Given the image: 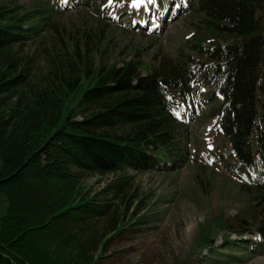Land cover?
Wrapping results in <instances>:
<instances>
[{
  "label": "trees",
  "instance_id": "16d2710c",
  "mask_svg": "<svg viewBox=\"0 0 264 264\" xmlns=\"http://www.w3.org/2000/svg\"><path fill=\"white\" fill-rule=\"evenodd\" d=\"M53 13L42 0H0V264H100L125 228L154 223H144L134 176L157 170L155 157L172 162L163 172L185 161L176 138L188 139L187 130L162 100L169 86L185 94L193 76L225 86L222 134L236 167L256 173L240 186L250 203L245 224L264 244V0H199L184 20L194 32L187 51H161L157 66L94 59L89 38L111 26L96 15L89 26L76 12L85 29L66 31ZM91 178L104 186L96 191Z\"/></svg>",
  "mask_w": 264,
  "mask_h": 264
},
{
  "label": "rangeland",
  "instance_id": "374dc122",
  "mask_svg": "<svg viewBox=\"0 0 264 264\" xmlns=\"http://www.w3.org/2000/svg\"><path fill=\"white\" fill-rule=\"evenodd\" d=\"M7 5L13 3L9 1ZM79 12L86 13L82 7ZM65 16L70 18L60 20L61 16H56L55 20L65 24L66 31L77 29L83 32L85 28L78 21L80 16L72 11ZM87 17L91 16L86 13L84 18L90 26ZM180 21L174 29L161 33V39H146L130 29L124 32L109 27L98 33L95 40L94 35L93 39L89 38L94 44L93 57L100 59L104 56L105 62L115 59L121 62L136 57L146 66H157L161 51L174 56L187 51L184 36L186 32L193 31L191 25ZM95 28L98 29L97 24ZM101 37L105 40L100 43ZM135 50L138 57L134 54ZM44 60L39 59L35 64L39 75L47 67ZM206 126L198 123L189 128L187 142L201 143ZM200 170L202 172L188 163L174 171L136 174L134 188L144 207L141 212L146 216L144 223H154L125 228L101 255L100 264H264V250L256 252L259 236L252 234L249 225L245 224L252 221L247 218L250 203L241 192L238 172L234 175L226 170L217 169L216 173ZM89 183L96 191L105 184L98 183L96 178H91ZM203 185L207 186L204 188ZM2 205L0 200V208ZM243 219L246 221L243 222ZM244 229L249 232L246 234ZM242 232L244 234H239ZM205 236L213 241L211 248L203 242ZM226 239L233 241L235 246L223 248ZM249 241L254 244L248 245Z\"/></svg>",
  "mask_w": 264,
  "mask_h": 264
},
{
  "label": "snow or ice",
  "instance_id": "6c2138e0",
  "mask_svg": "<svg viewBox=\"0 0 264 264\" xmlns=\"http://www.w3.org/2000/svg\"><path fill=\"white\" fill-rule=\"evenodd\" d=\"M110 2H111V0H110ZM144 2V0H132V6L134 7V8H138V7H140V5L142 4ZM155 2V0H149V3H154Z\"/></svg>",
  "mask_w": 264,
  "mask_h": 264
},
{
  "label": "water",
  "instance_id": "95a60500",
  "mask_svg": "<svg viewBox=\"0 0 264 264\" xmlns=\"http://www.w3.org/2000/svg\"><path fill=\"white\" fill-rule=\"evenodd\" d=\"M164 83H166V80H163Z\"/></svg>",
  "mask_w": 264,
  "mask_h": 264
}]
</instances>
